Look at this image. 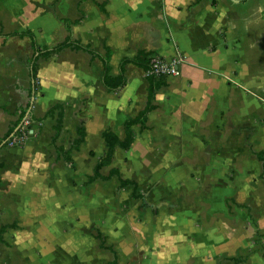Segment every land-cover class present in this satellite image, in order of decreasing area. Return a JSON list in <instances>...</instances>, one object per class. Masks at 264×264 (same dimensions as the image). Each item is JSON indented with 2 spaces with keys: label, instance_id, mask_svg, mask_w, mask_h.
Here are the masks:
<instances>
[{
  "label": "crops",
  "instance_id": "obj_1",
  "mask_svg": "<svg viewBox=\"0 0 264 264\" xmlns=\"http://www.w3.org/2000/svg\"><path fill=\"white\" fill-rule=\"evenodd\" d=\"M27 30L38 47L68 35L108 47L111 76L138 50L183 59L154 93L147 129L132 126L130 150L116 148L101 171L134 165V178L121 175L137 197L115 177L84 183L104 154L101 133L122 138L123 122L145 107L146 74L129 64L124 87L107 92L101 63L65 49L38 61L34 89L38 53L18 35ZM54 104L64 110L58 145L85 120L72 165L47 157L54 118L40 131L30 120ZM19 127L29 136L0 150V225L16 224L0 264H264V0H0V143ZM95 186L133 204L107 205L100 188L91 207ZM96 233L115 254L99 249Z\"/></svg>",
  "mask_w": 264,
  "mask_h": 264
},
{
  "label": "trees",
  "instance_id": "obj_2",
  "mask_svg": "<svg viewBox=\"0 0 264 264\" xmlns=\"http://www.w3.org/2000/svg\"><path fill=\"white\" fill-rule=\"evenodd\" d=\"M98 8L104 11V5H99ZM80 22L76 20L74 22L63 21L64 26L69 31L70 27L69 24H77ZM16 33H14L15 35ZM19 36H26L30 39L31 49L34 52H37L38 55L32 60L31 64V78L34 82V89L36 83V75H37V68H38V61L39 60H48L50 57L59 54L61 51L65 49H70L72 51H81L84 52L92 57V59H97L101 63V84L106 89L107 92H117L121 88L124 87L126 82L125 77V69L127 65L135 66L141 69L149 82V89L147 95V103L143 110H141L136 116L130 117L123 122V137L118 138L109 128L105 129L101 133V138L104 142L105 151L104 154L96 161L92 173L86 177V182L84 185H88L95 180H100L102 182H107L111 178L115 177L118 181V190H122L128 186H132V194L131 197H137L135 195V190L137 188L136 183L133 180L123 178L121 173L117 168H110L106 174H103L101 171L103 168L109 167L114 158V152L116 148H120L123 151H129L131 146L134 143V133L132 131V126L138 124L141 130H146V122L148 113L155 109V105L153 102L154 93L163 87L166 84L164 75H157V74H148L150 69V59L151 55H148L143 50H138L136 54L129 58L124 57L120 60L118 65V74L116 76H111L110 74V66H109V59L111 55V50L108 47L104 48L102 53L96 52L90 48L88 45H82L77 40H72L71 36L68 35L67 38L53 46V47H38L35 43V38L30 31H23L18 34ZM54 118V125L52 126L53 134L49 138V145L50 148L53 150L54 154V163H58L59 161L63 162L64 164L72 165L73 164V155L77 153L81 146L85 144V120L80 119L79 125L75 129L76 137L73 138L69 142V146L65 148L62 145H58V138L63 128L64 122V110L62 104H54L48 108L45 112L43 117L30 119L32 122L38 124V130L40 131L43 127V122L46 118ZM21 138H23V131L21 127H19L16 131L12 133H8L2 139L0 143V150L7 146L10 143L18 142ZM18 145L21 143L18 142ZM261 178V176H260ZM263 178V175H262ZM16 224L15 222L11 224H1L0 225V242L3 240V236L8 229H15ZM96 240L99 242V249L100 250H107L113 252L111 246L104 245V239L100 235V233H96L95 235Z\"/></svg>",
  "mask_w": 264,
  "mask_h": 264
},
{
  "label": "rangeland",
  "instance_id": "obj_3",
  "mask_svg": "<svg viewBox=\"0 0 264 264\" xmlns=\"http://www.w3.org/2000/svg\"><path fill=\"white\" fill-rule=\"evenodd\" d=\"M23 131H24V134H25V138L27 136H29V133L26 132V128ZM47 131H48V129H46V132ZM25 138H24V140H25ZM88 144H89V147L92 146L91 149L97 150L98 147L96 146V144H98V143L95 141V138L94 137H90V140H89V143ZM100 145L103 146V143H101ZM85 151L86 150H84V152L81 154V156L80 155H77L78 163L79 162L81 163L82 161L85 162V156H84V154H86ZM131 153H132V155L131 154L126 155V159L125 160L130 161L129 158H131V161H132V158L134 157V155H133L134 152H131ZM48 154H50V155H48ZM92 155H94V153H92ZM52 156H53V153H52V149H51L50 152L48 151L47 157L51 158ZM116 161H118V159H116ZM121 167H122V172H123V174L122 173L121 174L123 176L128 177V178H130V177L131 178H134V165H130V167L126 166V168L123 165H121ZM78 168H80V167H78ZM106 170H103V171H106ZM108 187L109 186H107V188L104 187V186L103 187L100 186L101 190L106 193L107 205H111V206L117 205L118 206V205L121 204V205L129 206V205H132L133 204V202L129 201L128 199L126 200V202H121L120 201V199L122 197L120 195L121 192L118 193L114 189H111V188H108ZM100 188L97 187V186H95V189H93V190H95V192L92 194V199L90 201L91 207H96L97 206L96 204H98V201L97 200H99V199H98V197H94V196L95 195L96 196L99 195L98 193L101 191ZM102 191L100 193H102V195H103L104 192H102ZM94 198H95V200H94Z\"/></svg>",
  "mask_w": 264,
  "mask_h": 264
},
{
  "label": "built area",
  "instance_id": "obj_4",
  "mask_svg": "<svg viewBox=\"0 0 264 264\" xmlns=\"http://www.w3.org/2000/svg\"><path fill=\"white\" fill-rule=\"evenodd\" d=\"M183 61L181 57H174L169 61H164L163 59L152 56L150 59V69L148 74H157L164 76H176L178 75V65Z\"/></svg>",
  "mask_w": 264,
  "mask_h": 264
},
{
  "label": "water",
  "instance_id": "obj_5",
  "mask_svg": "<svg viewBox=\"0 0 264 264\" xmlns=\"http://www.w3.org/2000/svg\"><path fill=\"white\" fill-rule=\"evenodd\" d=\"M32 99V98H31Z\"/></svg>",
  "mask_w": 264,
  "mask_h": 264
}]
</instances>
